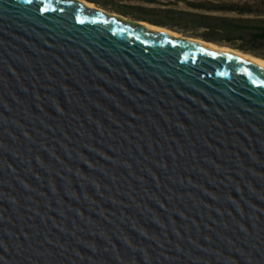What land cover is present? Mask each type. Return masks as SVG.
<instances>
[{
    "label": "water",
    "instance_id": "water-1",
    "mask_svg": "<svg viewBox=\"0 0 264 264\" xmlns=\"http://www.w3.org/2000/svg\"><path fill=\"white\" fill-rule=\"evenodd\" d=\"M125 20L0 0V264H264V66Z\"/></svg>",
    "mask_w": 264,
    "mask_h": 264
},
{
    "label": "trees",
    "instance_id": "trees-1",
    "mask_svg": "<svg viewBox=\"0 0 264 264\" xmlns=\"http://www.w3.org/2000/svg\"><path fill=\"white\" fill-rule=\"evenodd\" d=\"M97 1V0H90ZM187 1V0H179ZM188 10H158V18H148L146 8L118 12L155 26L202 39L217 46H227L244 54L264 59V10L248 4L193 0L185 2ZM261 7V6H260ZM142 11L137 17L136 11ZM231 14V15H229Z\"/></svg>",
    "mask_w": 264,
    "mask_h": 264
},
{
    "label": "rangeland",
    "instance_id": "rangeland-1",
    "mask_svg": "<svg viewBox=\"0 0 264 264\" xmlns=\"http://www.w3.org/2000/svg\"><path fill=\"white\" fill-rule=\"evenodd\" d=\"M86 1L92 2L94 6L102 9L107 14L111 13L112 15H115V16L118 15V16H121L127 19L128 21L146 22L144 20L134 19V18L125 16L124 14L118 12L117 10H122V11L131 10V9H128V7L146 8L148 10L156 11V12L147 13L148 18L155 20L158 18L157 16L158 10H188L185 2H189L193 0H187V1H179V0H97V1H90V0H86ZM197 1H201V0H197ZM212 1L233 3V4H238V5L248 4L249 7L252 8L253 10H258V9L264 10V0H212ZM136 13L137 15H132V17L139 16L138 14H141L142 11L137 10ZM179 35L182 36V34H179Z\"/></svg>",
    "mask_w": 264,
    "mask_h": 264
},
{
    "label": "bare ground",
    "instance_id": "bare-ground-1",
    "mask_svg": "<svg viewBox=\"0 0 264 264\" xmlns=\"http://www.w3.org/2000/svg\"><path fill=\"white\" fill-rule=\"evenodd\" d=\"M78 1H80V4H82L83 6L86 5V7H93V8L95 7L92 2H88L86 0H78ZM113 16H115V15H113ZM115 17H118V15H116ZM125 22H129L131 24L135 23L133 21H128L127 19L125 20ZM136 22L140 23V24H143V25H149V29H153V31H162L163 32L164 30H166L167 32H173V34L177 35L179 39H187V37L180 36L178 33L174 32L172 30H168L166 28L155 26L153 24L151 25L150 23H147V22H139V21H136ZM189 39H191V38H189ZM192 40H194L195 44H200V45L208 47V48H215L216 49V47L213 44L205 43V42H202L200 40H195V39H192ZM220 50L224 51V52H227V53H230L231 55H233L235 57H238L240 59H243V60L248 58L252 62H254V63H256V64H258L260 66H264V59H261V58L255 57V56H251V55H248V54H244L242 52H239L237 50H232V49H229V48H221Z\"/></svg>",
    "mask_w": 264,
    "mask_h": 264
}]
</instances>
